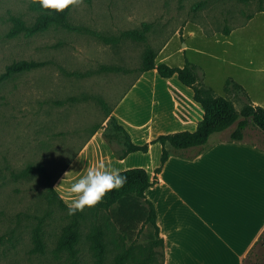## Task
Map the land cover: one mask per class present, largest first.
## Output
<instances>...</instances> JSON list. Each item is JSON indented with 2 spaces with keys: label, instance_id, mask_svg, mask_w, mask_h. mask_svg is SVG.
<instances>
[{
  "label": "rangeland",
  "instance_id": "rangeland-1",
  "mask_svg": "<svg viewBox=\"0 0 264 264\" xmlns=\"http://www.w3.org/2000/svg\"><path fill=\"white\" fill-rule=\"evenodd\" d=\"M29 4L0 0V76L14 62L36 64L0 79V264H99L88 240L92 231L101 233L100 264H120L129 245L101 209H84L77 219L78 243L72 251L57 250L62 229L75 214L54 201L55 178L94 134H102L108 113L140 74L147 49L156 62L170 54L173 64L197 65L200 82L216 96L225 97L227 81L242 87L246 95L230 89L237 111L252 100L264 108V0H83L70 10L65 26L15 34L14 17L26 25L35 21ZM144 25L143 40L122 37L127 31L142 32ZM233 128L212 136L208 145L227 139ZM244 133V142L259 144L253 132ZM179 166L173 160L169 175L188 203L172 194H153L159 212L166 207V215L178 220L194 212L197 201L206 205L213 193L210 175L197 172L195 164ZM216 192L217 202L228 201V193ZM165 196L172 205L166 206ZM36 228L43 253L32 254ZM144 234L140 230L123 264H162L161 246L148 244ZM208 243L205 257L199 256L202 264H236L219 244ZM243 264H264V233L253 241Z\"/></svg>",
  "mask_w": 264,
  "mask_h": 264
},
{
  "label": "crops",
  "instance_id": "crops-1",
  "mask_svg": "<svg viewBox=\"0 0 264 264\" xmlns=\"http://www.w3.org/2000/svg\"><path fill=\"white\" fill-rule=\"evenodd\" d=\"M184 47L182 45L180 49ZM170 58V54L157 57V63H165L170 67L184 65V62L173 64ZM190 64L197 68V65ZM203 85L210 89L208 85ZM224 94V98L231 100L234 105L233 91H224ZM248 104L257 106L258 102L252 100ZM111 115L127 132L133 144L143 145L159 135L194 132L202 119L203 111L194 100L193 90L183 85L176 74L162 78L155 69H151L138 75L115 103ZM248 131L254 133L259 144L247 143L243 139L241 142H232L228 138H220L209 146V140L217 134L213 133L202 146L180 151L172 149L174 151L169 152L167 161L156 175L157 182L145 192L146 199L152 203L156 212L159 237L163 242L162 264H202L199 256L205 257L209 241L219 244L225 255L236 257V264H243L244 258L252 249L253 241L264 233V134L257 129L254 131L251 125L244 130L246 133ZM193 148L196 150H191ZM160 157L161 146L154 143L149 145L145 153L133 152L123 160H116L101 134L96 133L55 178L53 189L70 206L68 187L85 175L88 168L101 166L109 170L115 168L120 172L142 168L152 182L155 179L154 170L160 165ZM173 160L180 165V169L188 164H195L197 172L210 175L211 191L228 193V201L217 202V198L210 192L206 205L197 201L195 211H189L179 220L169 218L166 207L159 212V204L156 197H153L155 193H164L163 196L172 194L175 200L188 203L187 199L176 193L173 179L169 175L168 166ZM226 160L227 163H221ZM66 172L70 173L65 178ZM223 175L225 176L222 177ZM214 181H222L223 184L217 185ZM166 196L162 197L164 202ZM169 201L165 202L166 206L172 205ZM221 208L226 210L224 215Z\"/></svg>",
  "mask_w": 264,
  "mask_h": 264
},
{
  "label": "trees",
  "instance_id": "trees-1",
  "mask_svg": "<svg viewBox=\"0 0 264 264\" xmlns=\"http://www.w3.org/2000/svg\"><path fill=\"white\" fill-rule=\"evenodd\" d=\"M29 7L36 12V18L32 25H26L21 19L13 18V32L24 33L31 36L46 29L49 26H65L70 10L64 13L49 12L42 9L37 0H30ZM147 25H144L143 31H127L122 33V37L134 40H143L144 33L147 31ZM33 61L14 62L5 67V72L0 79L9 74L23 70H30L35 66ZM155 69L160 77L169 78L176 74L178 80L185 86L191 88L194 92V100L200 104L203 111L202 119L198 122L194 132H177L163 134L155 139L143 144L136 145L130 140L127 132L115 121L111 113H108V121L102 128V138L111 149L116 160H123L128 154L133 152H147L149 145L159 143L161 146L160 165L154 170L155 179L150 182L147 172L142 168H132L121 171V175L127 177V183L118 191L109 193L101 204L93 209L85 208L86 212L104 210L107 218L117 229L122 241L127 248L119 256L120 264L127 260L131 252V245L135 243L140 230H144V239L148 244H159L162 248V239L159 237V229L156 223V212L154 206L145 197L146 190L156 181V175L160 173L164 163L169 157V148L182 150L191 147L204 145L209 136L213 133L222 132L234 125L230 132L228 140L232 142H241L245 128L250 125L264 134V108L248 104L240 111L234 108L231 100L215 96L211 90L205 87L197 73V68L185 61L182 67H170L165 63H157L155 54L151 49H147L144 54L140 74L142 72ZM244 90L232 81H227L225 89ZM251 120L250 123L248 120ZM53 187V186H52ZM51 195L59 207L69 212V206L66 205L58 194L51 188ZM83 215L82 211L75 213V219L62 229V233L57 240L58 251H72L79 240V222L77 219ZM101 233L92 231L88 236L91 249L94 252L96 261L100 264L102 261L101 250L103 248L100 240ZM33 248L32 254L43 253V241L41 231L36 228L32 235Z\"/></svg>",
  "mask_w": 264,
  "mask_h": 264
},
{
  "label": "clouds",
  "instance_id": "clouds-1",
  "mask_svg": "<svg viewBox=\"0 0 264 264\" xmlns=\"http://www.w3.org/2000/svg\"><path fill=\"white\" fill-rule=\"evenodd\" d=\"M37 2L42 9L55 13H64L83 4V0H37ZM69 173L64 174L65 178ZM126 183L127 177L121 175L118 169L109 170L103 166L88 168L86 174L67 189L68 198L71 200L69 214L74 215L85 208H95L109 193L122 189Z\"/></svg>",
  "mask_w": 264,
  "mask_h": 264
},
{
  "label": "water",
  "instance_id": "water-1",
  "mask_svg": "<svg viewBox=\"0 0 264 264\" xmlns=\"http://www.w3.org/2000/svg\"><path fill=\"white\" fill-rule=\"evenodd\" d=\"M248 121L250 122L251 120L249 119Z\"/></svg>",
  "mask_w": 264,
  "mask_h": 264
}]
</instances>
